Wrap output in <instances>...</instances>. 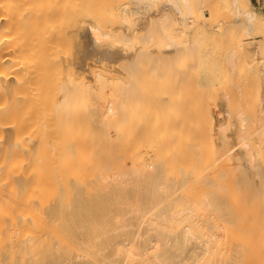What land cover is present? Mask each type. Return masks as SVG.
I'll return each instance as SVG.
<instances>
[{
    "label": "bare ground",
    "instance_id": "obj_1",
    "mask_svg": "<svg viewBox=\"0 0 264 264\" xmlns=\"http://www.w3.org/2000/svg\"><path fill=\"white\" fill-rule=\"evenodd\" d=\"M171 1L146 21L164 56L188 48L176 34L193 20L237 40L233 72L238 46L261 51L258 2L230 0L214 24V8ZM78 4L0 0V264H264V80L255 112L225 93L211 117L176 93L141 123L134 83L108 67L111 45L140 61L143 45L80 25Z\"/></svg>",
    "mask_w": 264,
    "mask_h": 264
},
{
    "label": "rangeland",
    "instance_id": "obj_2",
    "mask_svg": "<svg viewBox=\"0 0 264 264\" xmlns=\"http://www.w3.org/2000/svg\"><path fill=\"white\" fill-rule=\"evenodd\" d=\"M142 1L144 0H79L76 14L73 17L76 18V22L80 25L85 23L86 20L94 19V21H99L102 25L111 28V31L113 30L112 32L116 33L118 37L132 38L134 44L140 43L143 45L144 54L141 57V61L140 57L136 59L135 50L137 49L134 48V44L125 52H119L120 50H117L119 48L116 49L114 45H111L109 48L111 49L113 46L115 49L112 47L110 51L114 54L116 53L117 57L119 55L117 53H120L122 57H118V60L114 58V60L116 59V62L113 63L114 65L110 64V67L106 65L110 69L111 75L123 76L126 79H131L134 83L135 99L139 101L136 115L140 117L141 123H145L144 118L147 116L149 106L153 110L158 100L163 99L165 95L172 96L176 93H183V97L191 102H203L206 105L205 114L209 113L211 117L214 116V106L224 99L225 93H228L233 106L241 105L248 111L252 110L255 112L254 105L260 99L264 80L260 70L264 65V42L261 51L259 50L260 53L258 51L252 59L249 55L251 45L248 48L238 46L236 49L238 65L233 72L226 55L235 43H238L237 40L234 37H224L223 34L213 32L214 26L212 25L213 28L203 24L208 27L207 29L202 24V26L200 23L199 25L195 24L193 23L195 21L193 20L192 22L191 20V18H197L195 16L203 10L208 15L216 12L217 14H214L217 15V21L213 18V23L221 22L224 24L233 18L230 0L190 1L192 10L193 8L196 10H194V15H196H192L193 17L189 19L192 22L190 23L192 26L189 24L187 29L190 31L186 29V32H183L185 30H179L181 33L176 34L178 40H184L185 44L189 46L183 53H177L176 57L170 56L169 53H167L168 55L165 53V56L163 55V47L167 43L164 38V30L157 28L152 33H149V24L146 23V21H153L154 19L153 15L148 14L149 12L160 13L164 3L167 2L166 4H168L170 0H164L165 2L163 0H151V2L150 0H147L148 2L145 0L147 2L145 4H148L149 8L147 5L145 6V1ZM253 2L257 3L254 0ZM172 4L174 3L170 5ZM140 5L145 6L144 9ZM256 5L259 9L261 8L260 10H264L263 1ZM210 7L216 11L213 9L210 12ZM172 11L174 10L172 9ZM177 12L181 16L185 14L184 12L183 14L179 13V10ZM177 12L175 10V14L172 15H176ZM179 15L177 18H175L176 16L173 17L180 22L182 19H180L181 16ZM143 21L145 22L144 24L148 25L144 26L142 24ZM179 22L176 21V24H171V28H181V26L177 25ZM191 27H195V29L191 30ZM67 46L71 47V49L75 48L70 41H68ZM112 60L109 59L108 61L111 62ZM123 60H127L130 63H128L129 66L126 70H123L121 65ZM99 63L104 65L101 61Z\"/></svg>",
    "mask_w": 264,
    "mask_h": 264
},
{
    "label": "built area",
    "instance_id": "obj_3",
    "mask_svg": "<svg viewBox=\"0 0 264 264\" xmlns=\"http://www.w3.org/2000/svg\"><path fill=\"white\" fill-rule=\"evenodd\" d=\"M254 1H256V2H258V3H260V2H264V0H254Z\"/></svg>",
    "mask_w": 264,
    "mask_h": 264
}]
</instances>
